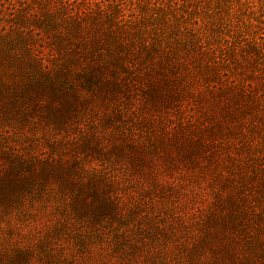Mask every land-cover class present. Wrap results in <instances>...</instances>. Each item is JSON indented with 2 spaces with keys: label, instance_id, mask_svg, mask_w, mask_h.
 <instances>
[{
  "label": "rangeland",
  "instance_id": "rangeland-1",
  "mask_svg": "<svg viewBox=\"0 0 264 264\" xmlns=\"http://www.w3.org/2000/svg\"><path fill=\"white\" fill-rule=\"evenodd\" d=\"M0 264H264V0H0Z\"/></svg>",
  "mask_w": 264,
  "mask_h": 264
},
{
  "label": "trees",
  "instance_id": "trees-1",
  "mask_svg": "<svg viewBox=\"0 0 264 264\" xmlns=\"http://www.w3.org/2000/svg\"><path fill=\"white\" fill-rule=\"evenodd\" d=\"M122 22H123L122 19H120V20L118 21L119 24H122ZM158 41L162 42V41H164V38H163V39H162V38H159ZM141 48H142L143 51H147V52H155L154 49H156V47L153 46V43H152V44H149V43H147V44H143V45L141 46Z\"/></svg>",
  "mask_w": 264,
  "mask_h": 264
}]
</instances>
